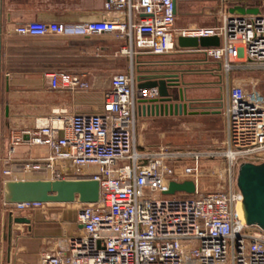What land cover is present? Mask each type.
<instances>
[{"label":"built area","instance_id":"built-area-1","mask_svg":"<svg viewBox=\"0 0 264 264\" xmlns=\"http://www.w3.org/2000/svg\"><path fill=\"white\" fill-rule=\"evenodd\" d=\"M177 1L106 0L107 14L99 20L31 21L15 27L17 35L26 37L122 38L129 45L122 52L131 60L127 72L112 77L99 111L54 110L13 142L11 154L19 145L49 150L47 156L22 162L25 175L99 183L96 203H70L78 208L79 229L68 237L67 251L45 252L39 264H264V231L244 223L237 187L241 164L264 163V94L241 85L228 90L222 151L150 149L137 142L139 100L158 97V91L138 88L135 54L170 55L179 51L181 36H217L220 47L198 51L218 60L244 57L264 68L262 11L233 14L223 0L217 25L178 29ZM44 75L53 90L90 89L78 74ZM3 173L10 176L11 170ZM186 183L193 185L192 192L173 190ZM47 206L21 203L12 211H44Z\"/></svg>","mask_w":264,"mask_h":264},{"label":"crops","instance_id":"crops-1","mask_svg":"<svg viewBox=\"0 0 264 264\" xmlns=\"http://www.w3.org/2000/svg\"><path fill=\"white\" fill-rule=\"evenodd\" d=\"M105 1L0 0V264H39L40 257L45 252L67 251L68 237L72 234L70 219L66 211L51 216L41 210L12 211L14 204L7 203V184L9 182L51 181V177L47 173L25 175L22 172L24 160L47 156L48 148L19 145L11 154L15 138L22 131L38 127L44 118L52 115L54 110L66 109L69 114H90L99 111L104 94L109 90L112 77L126 72L131 62L129 56L122 52L124 48L129 47L128 42L122 38L114 36L92 38L26 37L17 35L14 29L20 24L31 21L69 24L99 20L107 14ZM185 1L187 0L176 2V27L178 29L216 25H209L205 23V20L209 19L207 16H210L214 9V5L211 3L219 0H188L201 4L185 7L189 18L187 22H182L179 19V9ZM178 53L196 57L204 55L200 51L182 49H179ZM165 56H157L161 58L152 61L150 55L135 54L133 64L136 79L138 76L148 78L156 74L177 75L180 83L179 90L183 89L185 97H189V90L186 86L189 82L185 79L187 72L171 68V62L166 60ZM204 56L205 59L192 58L183 61L189 65L200 64L199 62L208 60L206 55ZM49 71L78 74L89 83L90 89L74 92L61 89L53 90L44 75ZM209 71L207 70V72ZM221 79L218 83L222 88L223 81ZM229 86V79H227L225 83L227 90ZM195 99L198 98H194L192 101L187 100V103L191 105L189 110L198 112V114L153 117L143 115L137 110V127L144 125L145 129L156 128L159 124L173 122L180 118L224 113V117H226L225 137L227 138L228 123L225 111L228 105V96L223 111H199V108L194 106ZM159 135L160 139L165 138L164 133L161 132ZM139 140L138 144L141 148L156 149L159 146H166L159 142L144 143L146 141L143 136H140ZM170 148L173 150L182 149ZM7 168L11 170L10 176L3 173ZM65 205L48 203L51 210L59 209ZM22 219H26L28 222L22 221Z\"/></svg>","mask_w":264,"mask_h":264},{"label":"rangeland","instance_id":"rangeland-1","mask_svg":"<svg viewBox=\"0 0 264 264\" xmlns=\"http://www.w3.org/2000/svg\"><path fill=\"white\" fill-rule=\"evenodd\" d=\"M222 2L223 0H219L211 3V5H214V9L210 16H207L209 19L205 20V23L209 25H217L219 23V11ZM252 3L256 2H249V4ZM200 4V2L188 0L182 3L179 9L180 21H188L189 15L185 12V7H193ZM258 4H260L261 11L264 13V2L261 1ZM227 5L231 6L232 2H228ZM192 18L194 20V17ZM165 57L166 60H170L171 68L187 72L185 76L186 81L189 82L188 85H186L189 90V97H187V100L192 101L194 98H198L195 99L196 102L194 101V103L196 104L194 106L199 108V111L224 110L228 90L233 85H241L249 92L256 91L264 94V68L258 63L246 61L244 57H234L231 55L229 58L224 57L222 60L207 57L208 60L193 65H189V63L183 60L192 58L205 59V56L199 55V57H196L194 55L179 54L177 51ZM151 58L150 60L154 61L161 57L151 56ZM128 70L129 69H127V71ZM207 70L210 71L207 72ZM220 79L223 81L222 88L220 87L221 84L218 83ZM227 79H229L230 83L228 90L225 87ZM225 118L224 113H220V115L180 118V120L159 124L156 128L145 129L144 125H139V127H137V142L139 143L140 136H143L146 141L144 143L159 142L168 147L182 148V151H222L223 142L227 139L225 137ZM161 132L165 134V138L163 139L159 137ZM62 207L51 210L49 206H47L43 212L51 216L61 211H64V213L66 211L70 219L72 233L76 232L78 230V208L73 204H66Z\"/></svg>","mask_w":264,"mask_h":264},{"label":"water","instance_id":"water-1","mask_svg":"<svg viewBox=\"0 0 264 264\" xmlns=\"http://www.w3.org/2000/svg\"><path fill=\"white\" fill-rule=\"evenodd\" d=\"M227 1L232 2L231 13L250 15L261 13L258 3L264 0ZM251 1L256 3L249 4ZM220 46L221 39L217 36L178 38V47L182 50L198 51ZM137 82L139 89L158 91V97L139 100L138 111L143 115L156 117L198 114L189 110L191 105L187 103L184 90H179L177 75L156 74L148 78L138 76ZM237 187L242 196L239 210L244 223L264 231V163L241 164L238 169ZM193 189L190 183L173 186V190L192 192ZM99 192V183L93 180L11 181L7 184V203L70 204L78 200L82 204H92L99 200ZM22 221L28 222L26 219Z\"/></svg>","mask_w":264,"mask_h":264}]
</instances>
